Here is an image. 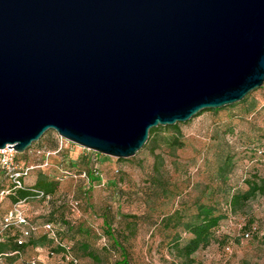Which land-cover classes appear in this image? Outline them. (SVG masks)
Instances as JSON below:
<instances>
[{
  "label": "water",
  "instance_id": "95a60500",
  "mask_svg": "<svg viewBox=\"0 0 264 264\" xmlns=\"http://www.w3.org/2000/svg\"><path fill=\"white\" fill-rule=\"evenodd\" d=\"M264 81V0H0V148L127 158Z\"/></svg>",
  "mask_w": 264,
  "mask_h": 264
},
{
  "label": "rangeland",
  "instance_id": "374dc122",
  "mask_svg": "<svg viewBox=\"0 0 264 264\" xmlns=\"http://www.w3.org/2000/svg\"><path fill=\"white\" fill-rule=\"evenodd\" d=\"M176 125L178 135L158 126L154 142L127 158L79 147L48 130L31 149L58 148L56 152L40 158L24 150L17 157L31 164L47 160V166L29 172L25 184L43 170L57 180V189L47 200L26 199L20 209L37 225L51 218L61 243L72 245L75 264H96L78 242L87 244L101 264L115 259L103 217L130 264H179L171 247L178 229L167 218L184 217L196 203H203L225 216L211 242L193 254L194 260L264 264V192L234 206L227 204L233 192L246 189V179L264 182V81L244 99L202 110ZM172 138L178 142L171 143ZM6 182L0 176V183ZM8 207L2 194L0 215ZM53 247L46 242L26 246L11 257L0 255V264H67L69 259Z\"/></svg>",
  "mask_w": 264,
  "mask_h": 264
},
{
  "label": "trees",
  "instance_id": "16d2710c",
  "mask_svg": "<svg viewBox=\"0 0 264 264\" xmlns=\"http://www.w3.org/2000/svg\"><path fill=\"white\" fill-rule=\"evenodd\" d=\"M244 97L242 99H244ZM166 127L171 128L173 132L178 135L176 123ZM157 129L158 126L152 127L148 130L147 140L142 145V147H147L149 144L154 142V134ZM48 132L49 131L44 132L40 136V139ZM38 142L39 141L32 143L29 146V149L32 148L33 144H38ZM177 142L178 141L176 138H172L171 143L176 144ZM27 151L28 149H26V152ZM23 153H25V151ZM226 165L227 162L225 160L223 163V167ZM0 176H2L3 180H5L3 172L1 170ZM244 183L246 185L245 190L233 192L230 195L227 201L229 207L248 200L256 193L264 192V182L262 180L246 179ZM6 184L0 183V190L4 189L5 186H7ZM30 188L41 191L43 196L40 199L44 200L45 196H48L49 198L55 193L57 189V180L53 177H50L49 174L45 171L40 170L35 176L33 182L30 184ZM5 196L8 198L9 203L12 204L21 199L26 200L29 198H34V193L27 189H16L13 194H6ZM49 215L51 217L53 213L50 212ZM224 216L225 215L222 212L218 211L216 208L210 205L196 203L193 210L186 216H175L174 218H167L170 221L173 220L172 222H170L172 223V228L178 229L173 234L171 247L173 249L174 256L179 260V264H199L194 260L193 254L197 250L206 247L211 242V240L213 239L214 230L218 227L220 221L224 218ZM50 221L51 218H48L47 222ZM102 221L105 227V232L109 237H111V246L116 253L115 259L111 264H130L124 247L118 242V240H116L115 237H113V234L111 233L113 230L110 229L108 225H105L108 224L106 218L103 217ZM17 234L18 229L15 227H10L1 232L0 255L11 257L18 254L19 251L26 246H37L46 242L48 244H54V247L52 249L55 252L62 253L64 251V247H67L68 254L72 256V245L61 243L59 237L57 236L56 230L55 234L58 241L56 244L41 233L32 234L23 243L17 244L15 241ZM182 234L184 236H182ZM77 247H79L83 251L84 255L89 257L93 262H95L96 264H101L98 256L88 248L87 244H85L84 242H78Z\"/></svg>",
  "mask_w": 264,
  "mask_h": 264
},
{
  "label": "built area",
  "instance_id": "2783aa9c",
  "mask_svg": "<svg viewBox=\"0 0 264 264\" xmlns=\"http://www.w3.org/2000/svg\"><path fill=\"white\" fill-rule=\"evenodd\" d=\"M59 139L61 140L60 137ZM27 149L28 152L35 156H39L40 158H46L48 155L58 150V148L54 151L44 148L29 149V147ZM47 163V160L44 159L37 164H31L28 163V161L19 159L17 157V152H15L11 147L8 149L6 146L0 148V170L3 172L4 178L7 181V186L0 190V196L2 194H13L16 189H27L34 193V198H42V192L31 189L30 184H25V178L33 168H43L47 166ZM47 199L48 196H45L44 200ZM24 201V199H21L10 204V207H8L0 215V234L2 231L10 227H15L18 229V234L15 238L17 244L23 243L32 234L38 233L44 234L56 244L58 241L53 224L47 221L38 225L31 222L25 215L24 211L20 209L21 204ZM242 236L246 238L248 237V233L244 232ZM49 254L52 255L53 252L50 251ZM61 255L63 258L69 259L67 264H75V260L67 252V247H64V251L61 253Z\"/></svg>",
  "mask_w": 264,
  "mask_h": 264
}]
</instances>
